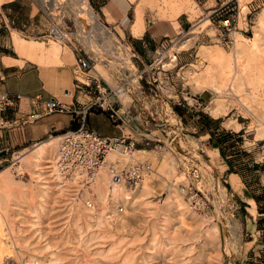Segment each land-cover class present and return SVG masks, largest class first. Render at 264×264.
I'll list each match as a JSON object with an SVG mask.
<instances>
[{"label": "rangeland", "instance_id": "374dc122", "mask_svg": "<svg viewBox=\"0 0 264 264\" xmlns=\"http://www.w3.org/2000/svg\"><path fill=\"white\" fill-rule=\"evenodd\" d=\"M169 1L181 6L179 12L188 8L171 19L163 0L132 5L133 19L139 13L143 24L162 21L177 31L142 62L116 46L125 38L102 21L90 0H32L38 32L0 27V55L14 58L3 62L60 65L75 82L82 79L77 51L48 36L51 11L89 57L91 73L112 86L132 79L121 100L130 102L129 115L139 113L135 121H144L152 142L145 150L138 143L131 160L147 158L154 168L136 187L121 181L112 193L109 154L120 165L128 158L111 150L90 186L77 194L47 172L63 130L17 158L2 155L0 264H264V0ZM185 18L189 22L180 27L177 20ZM14 35L31 47L28 54L17 52ZM200 125L231 133L224 147L229 158L236 153L230 168L213 142L204 143L206 135H196L205 132ZM47 140L51 145L35 155ZM230 170L241 179L231 180Z\"/></svg>", "mask_w": 264, "mask_h": 264}, {"label": "crops", "instance_id": "0c3cea01", "mask_svg": "<svg viewBox=\"0 0 264 264\" xmlns=\"http://www.w3.org/2000/svg\"><path fill=\"white\" fill-rule=\"evenodd\" d=\"M22 1L26 0L0 1V27L5 30V26H14L21 27L29 32H38V26L32 22L37 12L33 10L32 0L31 2L27 0L26 4H23ZM90 1L102 21L112 24L114 28L116 26L118 27L115 28V30L121 37L125 38V43L132 48L135 60H137V58L141 62L142 60H147L159 46L163 45L169 40V37L177 32L172 24L162 21L155 20L143 24L139 13H136V15L134 14V19L130 17V12L133 9L132 5L135 0ZM146 1L152 3V1L158 0ZM172 6L174 5L172 4ZM172 6L169 7L172 8ZM187 8L188 7L185 9L183 8L176 16H173L171 12V19H175ZM23 12L25 13L24 17L21 15ZM25 19L29 20L28 23H23ZM177 22L178 25L182 27L183 23H187L189 20L187 18L183 21L178 19ZM13 45L20 54H22V52L28 54L31 49V47L23 43L22 38L17 35L13 36ZM3 59L5 62L14 60V58L10 56L0 55V91L9 94L17 93L20 94V97L15 100L13 106L5 111L1 119L0 151H5L4 154L12 152L17 156L28 147L39 143V141L45 138L50 132L62 131L67 128L74 129L78 126L79 120L77 116L72 117L70 114L56 112L44 113L42 111V99H46L52 95L57 96L61 100L69 101L70 97L64 96L62 93L66 88L72 90L74 98L80 102H84L90 97L86 88L77 87L73 81V76L66 67L61 68L60 65L38 64L19 65L14 62L5 63ZM56 71L60 73V75L57 76V84L52 85ZM61 73H65L66 76L62 78ZM36 94H40L41 99H34ZM32 113H37L34 118L31 116ZM184 115L185 114L182 113L180 116L183 118ZM184 119L182 120L184 121ZM87 124L88 127L94 131L111 136L120 135L127 130L125 126L116 125L103 111L89 112ZM185 126L187 127V123ZM191 128L193 136V126H191ZM199 128L200 126H197V129ZM196 135L198 137L206 135V141H204V143L207 145L211 144L208 131L204 133L196 131ZM192 142L193 140H190V143ZM213 148L220 154L217 146ZM2 155L0 159L4 158ZM229 174L233 181L236 180L235 176L241 179V175L238 172L230 170ZM252 202L254 203V201Z\"/></svg>", "mask_w": 264, "mask_h": 264}, {"label": "built area", "instance_id": "2783aa9c", "mask_svg": "<svg viewBox=\"0 0 264 264\" xmlns=\"http://www.w3.org/2000/svg\"><path fill=\"white\" fill-rule=\"evenodd\" d=\"M47 17L49 19L48 36L54 40L71 44L77 51L76 61L82 73V79L76 78L75 84L79 88H86L88 94H90L86 101L80 102L74 98L72 90L66 88L62 93L64 96L70 97L69 101L61 100L55 95L42 99V111L44 113L64 112L72 117L77 116L79 120L76 128H67L61 132L58 150L55 155L56 172H53L51 163H48L50 166H47V169L50 170H47V172L57 178L58 185L67 186L71 191H76L78 194L80 190L90 186L101 165L107 162V153L110 150H114L117 155L127 157L128 160L122 165H120L119 159L108 162L111 176L110 185L108 184V186L110 187L114 181H124L125 184L136 187L154 168L147 158L131 160L133 151L138 143L143 146L141 150H145L152 142V138L148 136L144 129V121H139L138 123L135 121L139 113L136 116L129 115L130 102L126 104L121 100V96L129 91L130 82L133 80L127 78L112 86L106 82L101 74L97 72L91 73L90 70L93 66L89 57L81 54L71 42L67 27L51 11L47 13ZM228 20L229 17L226 16L222 23L226 24ZM116 46L127 49L129 58L134 56L132 48L125 42H118ZM159 56L160 52L156 54V60L160 59ZM121 66L127 68L124 64H121ZM126 80H128L127 83H125ZM19 97L20 94L17 93L9 94L0 91V123L5 111L13 106L15 100L19 99ZM34 99H41L40 94H36ZM91 111L105 112L107 117L116 125L127 127V131L122 132L120 135L111 136L100 134L90 129L87 124V116ZM139 112L141 111L139 110ZM36 114L32 113V118ZM157 145L154 144L151 149H156ZM14 158H17V156ZM17 167H20L19 164H17ZM14 170L17 173L23 172L21 168H15ZM181 189L184 190V188ZM188 193V198L193 205V191ZM119 210H123V205H119Z\"/></svg>", "mask_w": 264, "mask_h": 264}, {"label": "trees", "instance_id": "16d2710c", "mask_svg": "<svg viewBox=\"0 0 264 264\" xmlns=\"http://www.w3.org/2000/svg\"><path fill=\"white\" fill-rule=\"evenodd\" d=\"M175 109H177L178 113L182 115V110L178 108V106H175ZM199 115V114H198ZM184 119V117H183ZM200 128H205V126L200 125ZM205 131H208L210 136H209V141L213 142L214 146H217L219 148L220 154L226 157L227 163L230 165L232 162L235 160L234 155L236 154L235 151L232 152V158H229L228 155L224 151L225 145H230L227 144L228 140L231 139V133L229 131H218V128L215 126L214 129L212 128H205ZM234 171V170H233ZM237 172V171H235Z\"/></svg>", "mask_w": 264, "mask_h": 264}, {"label": "bare ground", "instance_id": "6f19581e", "mask_svg": "<svg viewBox=\"0 0 264 264\" xmlns=\"http://www.w3.org/2000/svg\"><path fill=\"white\" fill-rule=\"evenodd\" d=\"M178 2V1H177ZM163 3H164V5H167V6H172V3H171V1H169V0H163ZM181 3H182V1H181ZM78 4V3H77ZM174 5V4H173ZM179 5V4H178ZM171 8V7H170ZM172 14H173V16H175L180 10H181V6H176V7H174V6H172ZM100 34V33H99ZM53 40V39H52ZM103 40H104V37H103ZM224 68H225V70L226 69H229V63L227 62L224 66H223ZM222 67V68H223ZM216 72V71H215ZM220 72H221V70H220ZM219 72V73H220ZM223 73V72H222ZM221 74V73H220ZM219 74V75H220ZM228 76V75H227ZM225 79V78H224ZM224 86V85H223ZM211 89V88H210ZM213 90H214V92L215 93H217V94H219L220 92H221V90L219 89V88H213ZM212 90V91H213ZM212 93V92H211ZM51 145V140H47V141H44L41 145H39L38 147H37V149L34 151V153H35V155H37V154H40L41 152H44L46 149H47V147L48 146H50ZM111 151V150H110ZM115 152V151H114ZM109 153V152H108ZM107 153V154H108ZM108 159H109V162H111L113 159H112V157H111V155L109 154V157H108ZM49 166V165H48ZM102 166V165H101ZM17 168H20V167H17ZM52 168H53V172L55 171L56 172V169H55V157H54V160H53V163H52ZM101 168V167H100ZM100 168H99V170H100ZM20 170V169H19ZM50 170V169H49ZM99 170H98V173H97V175L99 174ZM153 171V170H152ZM151 171V172H152ZM19 174H21V173H19ZM102 174V173H101ZM96 175V176H97ZM119 182V181H118ZM118 182H112V187H111V191H112V193H115L116 192V184L118 183ZM124 182V181H123ZM75 192V191H74ZM195 200V199H194ZM201 201V200H200ZM200 205V204H199ZM119 207V206H118ZM119 211H123V210H119Z\"/></svg>", "mask_w": 264, "mask_h": 264}, {"label": "water", "instance_id": "95a60500", "mask_svg": "<svg viewBox=\"0 0 264 264\" xmlns=\"http://www.w3.org/2000/svg\"><path fill=\"white\" fill-rule=\"evenodd\" d=\"M208 93H209V92H207V91H203L201 95H202L204 98H206ZM4 153H5V151H0V156H1L2 154H4Z\"/></svg>", "mask_w": 264, "mask_h": 264}]
</instances>
